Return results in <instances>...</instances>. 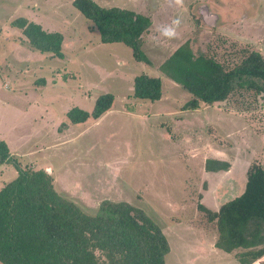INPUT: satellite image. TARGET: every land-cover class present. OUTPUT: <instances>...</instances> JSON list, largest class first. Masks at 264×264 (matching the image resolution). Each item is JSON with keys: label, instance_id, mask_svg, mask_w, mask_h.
Returning <instances> with one entry per match:
<instances>
[{"label": "rangeland", "instance_id": "rangeland-1", "mask_svg": "<svg viewBox=\"0 0 264 264\" xmlns=\"http://www.w3.org/2000/svg\"><path fill=\"white\" fill-rule=\"evenodd\" d=\"M95 1L152 18L143 43L152 63L136 60L124 43L101 42L73 0H0V141L23 169L49 171L57 191L85 213L96 214L105 199L145 210L169 240L166 264H241L238 251L216 247L217 225L199 205L218 211L243 192L251 163L264 167V105L184 109L193 95L159 68L186 42L227 63L251 50L264 56V0ZM202 6L218 15L215 25L204 22ZM19 17L60 32L65 56L34 48L12 25ZM170 29L175 37L164 35ZM143 73L162 78L160 100L130 98ZM108 92L115 95L109 112L69 122V110L91 111ZM209 158L230 167L208 172ZM18 175L15 163H0V188Z\"/></svg>", "mask_w": 264, "mask_h": 264}, {"label": "trees", "instance_id": "trees-1", "mask_svg": "<svg viewBox=\"0 0 264 264\" xmlns=\"http://www.w3.org/2000/svg\"><path fill=\"white\" fill-rule=\"evenodd\" d=\"M72 3L94 23L101 42L124 43L136 60L152 63L143 50L144 36L152 26L149 15L105 7L95 0ZM12 25L20 27L37 50L65 56L60 32L48 31L24 17ZM159 69L193 95L184 109H197L201 102L248 107L260 101L264 105V56L259 51L242 53L227 63L216 56L197 54L186 42ZM162 97L160 76L143 73L134 78L130 98L156 101ZM114 101L113 93H104L91 111L80 107L69 110L68 120L80 124L91 117L99 119L112 109ZM13 153L1 140L0 163L13 162L19 169L18 177L0 188L1 264H166L169 240L145 210L128 201L105 199L96 214L85 213L57 191L52 174L30 165L23 169ZM229 167L227 160L206 161L208 172ZM199 208L217 225V248L227 253L238 251L241 264H252L264 256V167L260 162L250 164L241 194L224 202L218 211L204 204Z\"/></svg>", "mask_w": 264, "mask_h": 264}, {"label": "water", "instance_id": "water-1", "mask_svg": "<svg viewBox=\"0 0 264 264\" xmlns=\"http://www.w3.org/2000/svg\"><path fill=\"white\" fill-rule=\"evenodd\" d=\"M201 14H202V18L204 20V22L211 24V25H215L216 20L218 18L217 14L211 13L209 11V7L208 6H202L200 7ZM49 173V171H47Z\"/></svg>", "mask_w": 264, "mask_h": 264}, {"label": "clouds", "instance_id": "clouds-1", "mask_svg": "<svg viewBox=\"0 0 264 264\" xmlns=\"http://www.w3.org/2000/svg\"><path fill=\"white\" fill-rule=\"evenodd\" d=\"M174 23L178 25L179 24V20L175 21ZM164 35L169 37V38H172V37H175L176 31H175V29H170V30L164 32Z\"/></svg>", "mask_w": 264, "mask_h": 264}]
</instances>
